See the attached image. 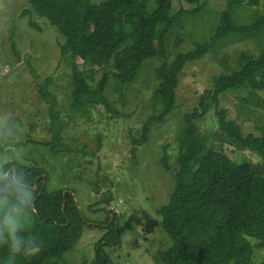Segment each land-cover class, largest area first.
<instances>
[{"label": "trees", "instance_id": "1", "mask_svg": "<svg viewBox=\"0 0 264 264\" xmlns=\"http://www.w3.org/2000/svg\"><path fill=\"white\" fill-rule=\"evenodd\" d=\"M186 2L196 8L172 14L173 0H107L101 4L93 0H29L30 10L24 15L45 19L65 37L62 59H81L91 66L82 72L73 62L69 109L74 113L87 115L91 107L103 106L118 116L106 95L110 80L124 95L147 60L156 58L161 62L155 69L153 106L157 109L154 107L155 113L143 124L140 137L132 141L134 152L148 142L153 126L164 123L175 111L180 77L187 65L227 47L230 39L233 43L256 41L259 54L242 53L233 68L213 78L212 86L201 93L198 107L182 118L175 187L167 204L157 209L171 245L167 251L155 254L154 259L156 264H264V260L256 262L258 251L264 255V164L232 160L215 149L197 126V121L218 107L224 93L247 88L250 102L264 91V0H227L226 9L217 14V26L210 39L170 61L168 47L174 30L184 29L186 19L205 11L200 0ZM244 7L253 12L249 23L238 14ZM29 26L41 32L34 21ZM180 44L181 38L177 37L174 47ZM13 52L20 60L14 45ZM27 64L38 79L28 59ZM96 67L104 73L94 86ZM51 85L50 78L37 85L50 119L52 137L47 147L53 155L69 153L72 150L63 142V124ZM216 115L228 145L264 160V135H244L226 109L217 110ZM161 164L166 171L171 170L166 150ZM11 166L16 167V177L14 173L6 177ZM48 182L49 175L41 166L11 163L0 168V264H62L84 230L97 228L90 225L71 193L50 192ZM104 203L106 209L111 200L105 199ZM109 220L108 216L105 223ZM117 239L112 224L98 243L101 247L94 261L82 264H112L103 253L102 243L117 246ZM30 249L38 251L33 254Z\"/></svg>", "mask_w": 264, "mask_h": 264}, {"label": "rangeland", "instance_id": "2", "mask_svg": "<svg viewBox=\"0 0 264 264\" xmlns=\"http://www.w3.org/2000/svg\"><path fill=\"white\" fill-rule=\"evenodd\" d=\"M28 1L0 0V168L11 163L43 167L49 175L48 190L71 193L90 225L100 228L108 213H113L110 220L115 219L119 243L115 247L102 243L103 253L112 264H156L154 255L167 251L171 245L157 209L167 204L175 187L177 136L182 118L198 107L201 93L212 86L215 76L233 68L242 53L258 55L259 46L254 40L233 43L230 39L227 47L187 65L180 77L175 111L164 123H156L148 142L134 152L132 141L140 137L143 124L155 113L154 107L157 109L153 106L157 87L155 69L161 62L156 58L147 60L124 95L117 91L114 80H110L106 95L118 110V116L108 113L103 106L91 107L87 115L74 113L69 109L73 62L82 72L91 66L81 59L71 62L62 59L61 45L65 44V37L45 19L30 13L24 15L30 10ZM106 1L93 0V3ZM200 4L205 5V11L186 19L184 29L177 28L171 35L170 61L178 53L192 51L196 44L210 39L217 26V14L226 9L227 0H200ZM195 8L186 0H173L172 14ZM245 8L238 14L240 18L246 17L249 23L253 12ZM30 21L38 24L41 32L31 28ZM177 37L181 38V44L175 48ZM13 45L20 60L13 52ZM27 59L38 79L30 72ZM224 59L227 62H222ZM227 63L229 65L225 66ZM108 71H113L112 65ZM103 73L94 68V86ZM48 78L52 80L50 90L58 101L63 142L72 150L69 153L53 155L47 147L52 137L50 119L37 85ZM249 92L243 88L224 93L218 107L197 121V126L218 151L234 161L247 160L258 166L264 164V160L252 152L239 151L228 145L217 124L216 111L226 109L229 118L241 126L244 135L263 136L264 91L258 93L259 99L248 102ZM164 150L170 171L161 164ZM108 198L111 204L105 209L104 200ZM153 227L155 232L150 235L149 251L142 234L144 229L152 231ZM99 228L85 229L62 264L93 262L97 248H100L98 243L105 233ZM138 243L140 248H137ZM262 260L264 255L258 251L256 262Z\"/></svg>", "mask_w": 264, "mask_h": 264}, {"label": "flooded vegetation", "instance_id": "3", "mask_svg": "<svg viewBox=\"0 0 264 264\" xmlns=\"http://www.w3.org/2000/svg\"><path fill=\"white\" fill-rule=\"evenodd\" d=\"M13 166H11V168H12ZM11 168H10V170H11ZM9 173V172H8ZM11 173H14V171H11ZM10 174V173H9ZM108 213V212H107ZM111 214H113L112 212H110V213H108V216L110 217V219H111V217H112V215ZM106 220H107V218L105 219V222H106ZM103 223L101 226H100V228L99 227H97V228H99V229H101L102 231H104L105 233H106V231L108 230V228L109 227H111V225L112 224H115V220H114V222H111V220H109V222L108 223ZM94 225V224H93ZM115 231H116V235H117V232H118V230H117V228H116V225H115ZM154 232H155V228L153 227V229H152V231H148V230H146V229H144L143 230V234H142V238H143V241H144V244L146 245V247H149V251H150V243H151V237H150V235H152V234H154ZM104 233V234H105ZM104 236V235H103ZM117 237H118V242H119V236L117 235ZM110 246L112 245V244H109ZM116 246V245H115ZM114 245H112L111 247H115ZM141 247V244H137V248H140ZM97 250H99V248H97ZM129 255H131V253H129Z\"/></svg>", "mask_w": 264, "mask_h": 264}, {"label": "water", "instance_id": "4", "mask_svg": "<svg viewBox=\"0 0 264 264\" xmlns=\"http://www.w3.org/2000/svg\"><path fill=\"white\" fill-rule=\"evenodd\" d=\"M11 171H14V177H16V168L14 166L11 168V170H9V173H11ZM9 173H8V175L6 177L9 176ZM44 177H46V176H44ZM37 190H38V187L36 185L35 191H37ZM65 194H66V192H65Z\"/></svg>", "mask_w": 264, "mask_h": 264}, {"label": "clouds", "instance_id": "5", "mask_svg": "<svg viewBox=\"0 0 264 264\" xmlns=\"http://www.w3.org/2000/svg\"><path fill=\"white\" fill-rule=\"evenodd\" d=\"M30 250L33 252V254L38 251L37 249H30Z\"/></svg>", "mask_w": 264, "mask_h": 264}, {"label": "bare ground", "instance_id": "6", "mask_svg": "<svg viewBox=\"0 0 264 264\" xmlns=\"http://www.w3.org/2000/svg\"><path fill=\"white\" fill-rule=\"evenodd\" d=\"M8 175V174H7ZM46 178V177H45ZM36 187V186H35ZM38 187V186H37ZM35 189V188H34ZM67 193V192H66ZM64 195H65V193H64ZM77 206V205H76ZM112 215V214H111ZM110 216V215H109ZM114 218H115V216H114ZM113 220H115V219H113ZM112 222H114V221H112ZM116 225V224H115ZM116 245V244H115ZM101 247V246H100Z\"/></svg>", "mask_w": 264, "mask_h": 264}]
</instances>
